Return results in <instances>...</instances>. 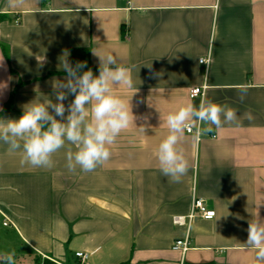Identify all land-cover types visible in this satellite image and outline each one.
Segmentation results:
<instances>
[{"label": "crops", "instance_id": "0c3cea01", "mask_svg": "<svg viewBox=\"0 0 264 264\" xmlns=\"http://www.w3.org/2000/svg\"><path fill=\"white\" fill-rule=\"evenodd\" d=\"M75 50L85 54L81 72L98 75L107 54L130 69L133 88L114 91L130 99L138 89L139 119L87 173L66 167L76 150L67 141L51 169L22 165L21 152L0 141V252H14L15 264H79V252L89 264H255L246 242L249 222L264 221V0H0V118L55 103L53 82L65 80L62 62L73 64ZM204 85V101L237 119L222 117L210 132L200 125L198 139L184 132L178 147L189 170L173 183L157 158L169 131L163 117L199 105L190 90ZM195 198L215 218L175 225ZM186 237L183 257L172 246Z\"/></svg>", "mask_w": 264, "mask_h": 264}, {"label": "clouds", "instance_id": "9594fccd", "mask_svg": "<svg viewBox=\"0 0 264 264\" xmlns=\"http://www.w3.org/2000/svg\"><path fill=\"white\" fill-rule=\"evenodd\" d=\"M8 4L19 7L23 0H8ZM98 57V75L91 69L81 72L86 68V62L73 65L65 57L62 62V69L67 74L65 80H56L52 85L55 103L30 102L23 106L19 118H0V141L8 145L9 152H21L22 165L51 169L53 155L64 148L67 141L76 149L73 152L69 148L66 153L68 170L75 172L79 167L83 172H92L110 159V146L119 135L135 126L139 117L133 114L131 98L138 89L130 99L114 91L116 87L133 88L130 69L118 64L111 54ZM3 88L4 85L0 86V90ZM239 90L243 99L247 89L239 86ZM69 94H73L74 99L66 107L64 101ZM196 95L194 92L193 100ZM222 117L223 123H232L236 121L237 113L232 108L204 100L199 105L189 101L163 117L169 131L157 149L162 175L173 183L181 182L189 170L184 150L178 147L183 133L192 129L193 121L206 126L203 129L206 132L212 131L211 126L220 128ZM143 119L147 122L148 117ZM140 128L145 131L143 126ZM196 134L199 137V129ZM247 232L246 244L256 249L255 264H264V221L249 222ZM14 257V252H0L3 264H15Z\"/></svg>", "mask_w": 264, "mask_h": 264}, {"label": "built area", "instance_id": "2783aa9c", "mask_svg": "<svg viewBox=\"0 0 264 264\" xmlns=\"http://www.w3.org/2000/svg\"><path fill=\"white\" fill-rule=\"evenodd\" d=\"M201 61L205 63H202ZM199 63L200 65H203L206 68H208L209 64L211 63V59L210 58L201 59ZM206 90H207L206 85L202 87L192 88L190 90V98L193 99V93L195 92L197 93L195 99L204 100ZM200 125L201 124L198 121H196V126H192V129L190 131L186 130L185 132L189 135H194L198 139L199 137H197L196 133H197V129L200 130ZM212 138H216V137L212 136ZM198 218L203 220H213L215 218V212L207 210L203 200L195 198L193 199L191 205L190 214L186 217H175L173 219V223L178 226H186L189 228L191 224ZM4 226H8V222H6ZM172 250L181 253L182 256L184 257L186 253L190 250L189 238L186 237L183 240L176 241L172 246ZM75 258L79 261V264H89L90 256L88 253H83V252L76 253Z\"/></svg>", "mask_w": 264, "mask_h": 264}, {"label": "trees", "instance_id": "16d2710c", "mask_svg": "<svg viewBox=\"0 0 264 264\" xmlns=\"http://www.w3.org/2000/svg\"><path fill=\"white\" fill-rule=\"evenodd\" d=\"M85 57V54L81 52V50H75L73 52V65H75L77 62H81V60ZM44 264H57L55 262L45 260Z\"/></svg>", "mask_w": 264, "mask_h": 264}]
</instances>
